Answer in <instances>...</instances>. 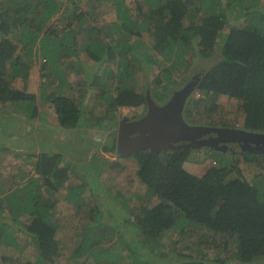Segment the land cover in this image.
Segmentation results:
<instances>
[{"label":"trees","instance_id":"16d2710c","mask_svg":"<svg viewBox=\"0 0 264 264\" xmlns=\"http://www.w3.org/2000/svg\"><path fill=\"white\" fill-rule=\"evenodd\" d=\"M64 1L0 0V103L16 102L34 114L35 94L27 91L26 84L22 89L13 87L12 81H26L36 57L44 58L41 67L56 69L59 61L70 55L79 58L84 52L102 69L77 81L83 90L78 97L49 94L57 123L63 129L95 127L96 134L108 132L102 148L117 157L133 158L135 176L145 190L129 197L117 187L110 192L97 177L101 166L123 172L127 182L132 179L125 164L99 159L97 152L85 162V172L78 174L65 148L52 154L30 153L37 176L8 188L0 198V246H15L14 229L19 225L38 254L34 261L12 264H47L58 255L53 211L61 188L66 189L65 201L76 205V215L82 219L73 229L70 255L73 260L84 253L79 264H264V153L239 151L234 163L217 151L218 157H211L215 164H204V170L196 173L186 165L191 148L119 155L114 129L120 107L144 110L147 88L140 89L134 81L139 70L147 71L153 64L159 72L152 95L158 99L166 100L184 85L174 86V74L181 66L190 79L194 75L195 86L183 109L188 121L192 111L201 108L210 119L208 125L264 132V1L136 0V8L144 15L140 19L131 16L124 0H109L114 19L102 25L91 23L90 14L79 6L83 0H66L65 6ZM61 7L64 13L69 9L62 35L54 20L65 15L59 12ZM80 72L89 73L84 68ZM94 86L99 112H94V105L88 111L84 107V98ZM221 95L236 101L240 123L214 120ZM8 150L0 145L1 152ZM239 163L252 167L244 171ZM71 172L80 181L69 182ZM133 196L138 199L134 206ZM85 206H89L87 212L80 215ZM21 216H27L26 220ZM195 228H201L204 237L208 232L224 235L228 250L229 242H234L230 258L220 251L209 256L205 247H216L213 242L199 243L196 250L190 246L188 253L163 246L167 231L181 236Z\"/></svg>","mask_w":264,"mask_h":264},{"label":"rangeland","instance_id":"374dc122","mask_svg":"<svg viewBox=\"0 0 264 264\" xmlns=\"http://www.w3.org/2000/svg\"><path fill=\"white\" fill-rule=\"evenodd\" d=\"M65 2L66 0L63 3L64 6L66 5ZM136 2V0H124V3L130 9L131 16L133 18L139 17L142 19L144 15L139 13L136 8ZM111 3L112 2L109 0H83L79 3V6L84 8V10L90 14L88 16L90 17L89 19L91 20V23L102 25L106 20L108 22L114 19L113 13L110 11L112 7ZM69 6L71 10L72 7L70 4ZM62 7L60 8V13H64L62 12ZM142 7L143 11H145L146 4L143 3ZM66 11L64 13L65 15H62V17H59L60 15L54 17V20H57L55 26L59 29L60 35L63 34V28H65L64 23L66 22V15L68 14L69 9H66ZM99 15L101 16L99 17ZM143 38L146 40L147 44L150 43V38L147 36L146 32H143ZM43 62H45L44 58L36 57L29 71L28 79L24 81L23 78H16L12 81L13 87L22 89L26 84L27 91L35 94L37 105L34 114H31V112L26 113L20 108V104L16 102L0 103V145L9 149L7 152L0 151V198L3 197L2 192H6L8 188L16 184H24L25 180L30 177V175L37 176L33 164H31L32 161L35 160V157H30V153L46 151L47 153L52 154L60 152V149L62 148L67 150V153L65 152L67 159L75 163L74 169L77 174L85 172L87 169L85 162L88 163L95 156V152L98 153L96 154V157L99 159L121 161L122 164H125L128 167L127 175L132 179L130 182H127L123 172L113 171L109 165L101 166V171L99 173L97 171L95 172L98 173L97 177L99 178V181L103 183L105 188L110 189V192L114 191L115 187H117V189L126 197H129L132 193L133 195H135L134 193L142 195L145 189L138 183V179L135 176L137 169L135 160L129 158V156L124 158L117 157L114 152H107L102 148V146L106 144L108 132L96 134L95 127L63 129L57 123L54 108L50 100V97L52 96L49 97V94L60 92L65 95L78 97L83 90L79 88L80 85L77 84V81L85 79L87 75L92 74L94 70L101 71L102 65L99 66L98 62L92 60L84 52H80L79 58L70 55L68 58L59 61L56 69L49 68L48 66L41 67ZM207 62L208 60L203 63ZM151 66L152 67L147 71L139 70L137 73V79L134 83L140 89L146 87V91L151 93L153 99L160 102V100H165V98L158 99L159 97L152 95L155 91L154 78L158 74L159 69L153 64H151ZM194 67L195 65L192 66V69ZM82 68L86 69L89 73L80 72ZM190 77L191 75L189 74V71H186V69L181 66L180 70L174 74V79L177 80L174 86L178 83L190 81ZM164 82L165 81H162L160 85H163ZM61 83L62 85H60ZM156 88L160 90L161 86ZM94 91H97L95 86L91 87L90 91L85 96L84 107H86V110L88 111L91 105H94V112H99L102 108L101 105H97V102H95L97 95ZM197 95L198 94L196 93L194 96L197 97ZM216 104L218 105V108L213 115L216 122L226 118L228 120L231 119L229 121L234 120L235 123H240L241 119L235 114L237 105L235 100L230 99L225 95H221L216 99ZM137 110H141V108L135 109L127 106L120 107L118 110L117 123L124 116L130 118L132 112ZM192 112V117H190L192 123L200 124L205 122L207 124L210 120L207 115L203 113L201 108L193 110ZM223 115L226 117L223 118ZM114 129L117 131V126ZM191 149L186 165L190 170H193V172H202L204 170V164H215L211 157H218L217 151L206 147ZM238 152V148H235L234 153L227 151L224 155L228 160L235 163V158L237 157ZM83 161L84 163H82ZM242 165L244 166V171H248L249 167H252L250 164ZM242 165L240 166L242 167ZM249 177H251V173L249 174ZM68 181L72 183L80 180L76 177V174L71 172L69 173ZM65 190V188H61L56 193L58 201L55 210L53 211L57 220L58 232L56 233V236L60 241L59 253L47 264H79L84 260V253L81 257L74 258L73 260L70 258L71 251L74 247L73 234H75V231L73 229L79 225L82 219L79 218L80 216L76 215V205L73 206V204H69L65 201ZM85 193L87 194V191ZM137 200V197L133 196L130 202H132L134 206L137 204ZM87 207L89 206H85L84 209L80 210V215L84 211L87 212ZM120 211L121 210L118 208L116 213L120 215ZM5 213L7 214L6 210ZM123 216L125 215L123 214ZM20 218L26 220L27 216H21ZM202 232L201 228H195L193 231H188L181 236H176L174 234L175 231L169 230L166 232L167 235H164L162 243L166 249H173L180 253H188L191 252L189 249L190 246H193L196 250L199 243L201 246L202 244L205 246L206 243L213 242L216 247H205V251L209 256L220 251L221 256L230 258V253H233L235 250L234 242H229L230 245L228 247H230V249L228 250L225 246L224 235L208 232L204 237L202 236ZM14 235L16 237L15 246H0V264H12L15 261L26 262L28 260H36L38 254L36 247L33 245L32 241H29L30 239H27L23 233L20 232L19 225L14 229ZM113 241L114 239L111 242L108 241L107 244L110 245ZM124 262L125 260L123 259L121 263Z\"/></svg>","mask_w":264,"mask_h":264},{"label":"water","instance_id":"95a60500","mask_svg":"<svg viewBox=\"0 0 264 264\" xmlns=\"http://www.w3.org/2000/svg\"><path fill=\"white\" fill-rule=\"evenodd\" d=\"M195 86V81L185 83L181 88L172 92L170 98L161 105L154 103L146 94L147 110L145 116L130 122V131L137 132L134 137H128L122 124L119 125L116 139V151L119 155L125 156L138 153L144 150L161 152L166 149H176L174 146L177 141H182L181 147L194 148L202 146V142L194 145V139L190 136H198L203 130H217L215 127L205 125H193L187 123L182 115L185 101ZM228 130L229 128H221ZM239 133H246L244 130L234 129ZM190 141L189 143H185ZM171 142V143H170ZM205 145L216 149L213 145L204 141ZM251 151H259L251 149Z\"/></svg>","mask_w":264,"mask_h":264},{"label":"flooded vegetation","instance_id":"af4514ba","mask_svg":"<svg viewBox=\"0 0 264 264\" xmlns=\"http://www.w3.org/2000/svg\"><path fill=\"white\" fill-rule=\"evenodd\" d=\"M147 110V105H145L144 110H137L135 112H132L130 118L129 117H122L120 121H118L117 124V131L119 128V125L122 124V129L125 130L128 137H134L137 135V132H132L128 127H130V122H133L143 116H145ZM207 127H215L218 128L217 130H203L199 133L198 136H190L194 139V145L199 142H202V146L208 147L205 145L204 141H207L214 147H216L215 151H220L223 154H226L227 151L234 153L235 148H238L239 151H251V149H259V151L264 152V132H257V131H250L242 129L241 127H230L226 125H211L208 126V124H205ZM221 128H229L228 130H223ZM234 129H240L244 130L246 133H239L240 131H235ZM117 139V134H116ZM190 141H186L185 143H189ZM171 143V142H170ZM182 141H177L173 145L174 146H180L181 147ZM196 147V146H195ZM191 148V147H186ZM213 148V147H212ZM214 149V148H213ZM168 150V149H166ZM165 151V150H163ZM162 152V151H161Z\"/></svg>","mask_w":264,"mask_h":264},{"label":"clouds","instance_id":"9594fccd","mask_svg":"<svg viewBox=\"0 0 264 264\" xmlns=\"http://www.w3.org/2000/svg\"><path fill=\"white\" fill-rule=\"evenodd\" d=\"M194 79V75H192V78H191V80H193ZM190 80V81H191ZM189 82V81H188ZM185 83H187V81L185 82ZM184 83V84H185ZM177 90V89H176ZM175 91V90H174ZM173 91V92H174ZM145 94H148L149 95V97L151 98V100L154 102V103H156V104H158V105H161V104H163L164 102H166V100L165 101H161L160 100V102H157V101H155L154 99H153V97L151 96V94L150 93H148L147 91L145 92ZM146 97V96H145ZM169 98H170V96H169ZM168 98V99H169ZM188 99V98H187ZM186 102V101H185ZM184 106H185V104H184ZM183 109H184V107H183ZM183 109H182V115H183ZM143 110V109H142ZM183 117H184V115H183ZM184 119H185V121L187 122V123H190V124H193V125H204V124H198V123H192V122H190V121H188L185 117H184ZM208 126H211V125H208ZM116 134H117V131H116ZM200 147H205V146H200ZM194 148H197V147H194ZM206 148H208V147H206ZM209 149H211V150H216V149H213V148H210L209 147ZM220 152V151H219ZM252 152H255V151H252ZM255 153H264L263 151H256ZM223 154V153H222Z\"/></svg>","mask_w":264,"mask_h":264}]
</instances>
